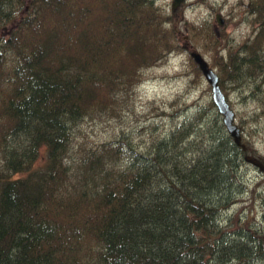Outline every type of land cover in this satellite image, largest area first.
Listing matches in <instances>:
<instances>
[{"label": "trees", "instance_id": "16d2710c", "mask_svg": "<svg viewBox=\"0 0 264 264\" xmlns=\"http://www.w3.org/2000/svg\"><path fill=\"white\" fill-rule=\"evenodd\" d=\"M180 4L0 0V264H264V225L220 223L247 152L211 99L143 149L125 135L73 148L79 120L182 49ZM246 5L254 28L235 45L186 22L224 94L264 80V0Z\"/></svg>", "mask_w": 264, "mask_h": 264}, {"label": "rangeland", "instance_id": "374dc122", "mask_svg": "<svg viewBox=\"0 0 264 264\" xmlns=\"http://www.w3.org/2000/svg\"><path fill=\"white\" fill-rule=\"evenodd\" d=\"M247 1H181L174 24L178 28L176 37L182 49L169 52L154 64L142 68L141 80L120 93L119 105L114 112H96L79 120L73 131V148L125 135L143 149L153 137L167 133L184 117L199 108L207 109L211 99L208 83L201 73H193L187 53L196 49L207 62L209 56L201 51L198 42L194 44L195 38L188 33L186 22H209L217 33L224 32L228 44L235 45L250 35L254 28ZM154 2L165 11L171 10V0ZM179 4L173 10L178 9ZM217 12L222 19L221 24L216 22ZM224 95L234 111L241 140L246 145L245 151L264 158V80L259 89H255L254 80L249 79L227 85ZM211 113L210 109L207 110L206 117ZM240 175L242 188L229 206L220 212V223L227 226L230 219L232 229L236 226L237 216H251L253 223L264 225V172L243 161ZM252 262L257 264L258 260Z\"/></svg>", "mask_w": 264, "mask_h": 264}, {"label": "water", "instance_id": "95a60500", "mask_svg": "<svg viewBox=\"0 0 264 264\" xmlns=\"http://www.w3.org/2000/svg\"><path fill=\"white\" fill-rule=\"evenodd\" d=\"M183 0H171V10H173ZM215 19L218 24L222 23L218 12L215 13ZM189 55L193 61L197 64L201 74L210 86V97L213 101L217 112L221 115V121L232 137L235 144L244 148V144L240 141V130L238 124L234 120V111L230 107L227 98L225 97L222 89L218 84V76L214 68L208 65L207 60L196 50L191 49ZM243 159L255 166L259 171L264 172V163L259 157H255L251 154H244Z\"/></svg>", "mask_w": 264, "mask_h": 264}, {"label": "bare ground", "instance_id": "6f19581e", "mask_svg": "<svg viewBox=\"0 0 264 264\" xmlns=\"http://www.w3.org/2000/svg\"><path fill=\"white\" fill-rule=\"evenodd\" d=\"M194 50H196V49H194ZM190 51V50H189ZM196 51H198V50H196ZM199 52V51H198ZM200 53V52H199ZM201 54V53H200ZM202 55V54H201ZM203 56V55H202ZM191 57V56H190ZM192 58V57H191ZM239 130H240V127H239ZM240 141L242 142V140H241V131H240ZM243 143V142H242ZM244 144V143H243ZM241 147V146H240ZM242 148V147H241ZM245 148H246V145L244 144V148H242L243 150H245Z\"/></svg>", "mask_w": 264, "mask_h": 264}, {"label": "flooded vegetation", "instance_id": "af4514ba", "mask_svg": "<svg viewBox=\"0 0 264 264\" xmlns=\"http://www.w3.org/2000/svg\"><path fill=\"white\" fill-rule=\"evenodd\" d=\"M264 160V159H263Z\"/></svg>", "mask_w": 264, "mask_h": 264}]
</instances>
